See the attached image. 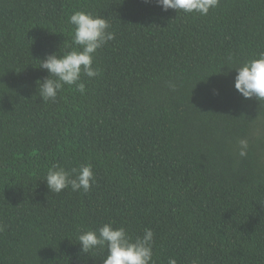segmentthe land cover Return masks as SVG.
Listing matches in <instances>:
<instances>
[{"label": "trees", "instance_id": "obj_1", "mask_svg": "<svg viewBox=\"0 0 264 264\" xmlns=\"http://www.w3.org/2000/svg\"><path fill=\"white\" fill-rule=\"evenodd\" d=\"M77 11L115 38L44 101L47 54L70 51ZM264 53V0L207 15L156 0H0V264H103L78 236L105 223L154 233V264H264V100L234 87ZM240 141L247 144L239 155ZM91 164L88 192H50L55 165Z\"/></svg>", "mask_w": 264, "mask_h": 264}, {"label": "clouds", "instance_id": "obj_2", "mask_svg": "<svg viewBox=\"0 0 264 264\" xmlns=\"http://www.w3.org/2000/svg\"><path fill=\"white\" fill-rule=\"evenodd\" d=\"M156 3L164 11L174 9L177 13L207 15L210 9L217 6L218 0H156ZM69 23L75 29L72 42L76 47L63 53H49L40 59L39 67L49 73L43 80L37 81L40 97L44 101H54L65 85H76L81 94L85 93L81 76L94 78L100 74L99 68L93 67L94 54L115 38V33L109 31V21L92 12L77 11L70 16ZM235 69V89L245 99L264 100V53ZM239 144V155L243 157L247 144L244 141ZM45 181L53 193H60L69 186L74 192L81 189L88 192L95 183V174L91 164H83L79 169L70 171L55 165L48 170ZM153 236L151 229H145L143 236L133 240L123 227L116 228L111 223H105L98 229L82 231L78 242L84 253L106 245L107 255L103 264H154ZM169 264H177V261L171 258ZM192 264H198V261L194 260Z\"/></svg>", "mask_w": 264, "mask_h": 264}]
</instances>
